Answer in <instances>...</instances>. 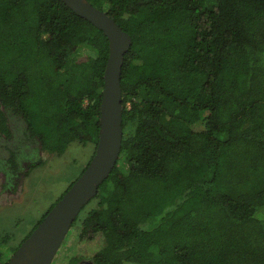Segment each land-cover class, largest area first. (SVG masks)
Here are the masks:
<instances>
[{
    "label": "trees",
    "instance_id": "trees-1",
    "mask_svg": "<svg viewBox=\"0 0 264 264\" xmlns=\"http://www.w3.org/2000/svg\"><path fill=\"white\" fill-rule=\"evenodd\" d=\"M89 1L132 45L119 158L64 240L102 244L67 264H264V0ZM109 50L64 0H0V131L97 146Z\"/></svg>",
    "mask_w": 264,
    "mask_h": 264
},
{
    "label": "rangeland",
    "instance_id": "rangeland-1",
    "mask_svg": "<svg viewBox=\"0 0 264 264\" xmlns=\"http://www.w3.org/2000/svg\"><path fill=\"white\" fill-rule=\"evenodd\" d=\"M10 135L0 131V249L7 257L36 228L71 184L83 173L93 157L94 143L73 142L64 154L42 149L38 138L30 137L25 120L6 110ZM42 158L44 164L24 175L28 163ZM18 164L15 168V165ZM9 236L5 241L4 238ZM89 242V243H88ZM77 243L68 236L52 264H67L69 251L91 257L102 239Z\"/></svg>",
    "mask_w": 264,
    "mask_h": 264
},
{
    "label": "water",
    "instance_id": "water-1",
    "mask_svg": "<svg viewBox=\"0 0 264 264\" xmlns=\"http://www.w3.org/2000/svg\"><path fill=\"white\" fill-rule=\"evenodd\" d=\"M79 15L102 29L109 39V57L104 74L99 140L83 173L51 208L32 233L10 256L7 264H52L74 221L100 185L111 174L119 158L123 136L121 72L131 35L89 0H64Z\"/></svg>",
    "mask_w": 264,
    "mask_h": 264
}]
</instances>
